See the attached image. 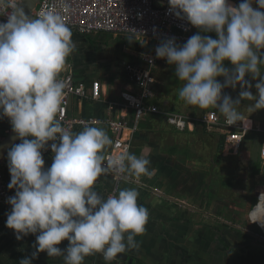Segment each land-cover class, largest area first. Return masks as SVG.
Here are the masks:
<instances>
[{
  "label": "clouds",
  "instance_id": "obj_1",
  "mask_svg": "<svg viewBox=\"0 0 264 264\" xmlns=\"http://www.w3.org/2000/svg\"><path fill=\"white\" fill-rule=\"evenodd\" d=\"M23 0H0V115L7 117L20 143L7 152L11 176L8 187L15 195L7 203L6 226L16 239L35 235V251L19 264H32L39 253L60 257L64 264H84L88 256L101 253L105 261L139 248L149 220L148 209L138 204L136 188L114 190L107 198L94 190L98 179L114 174L151 178L150 160L130 153L115 154L104 128L86 125L74 133L58 118L66 97L60 79L76 51L72 30L55 11L30 17ZM169 10L199 31L178 45L175 38L162 41L156 58L175 66L183 81L179 98L201 109H217L229 126L249 125L239 110L241 100H254L253 113L264 109V0H168ZM257 5L258 7H254ZM214 32L217 38L204 35ZM134 36L129 37V41ZM229 61L233 68L225 67ZM258 79L254 87L246 75ZM223 77V83L217 78ZM240 85L235 100L225 88ZM31 137V139H29ZM50 144L54 153L45 168L42 153ZM251 223L264 227V203L258 200L250 213ZM69 242L66 249L57 245Z\"/></svg>",
  "mask_w": 264,
  "mask_h": 264
},
{
  "label": "crops",
  "instance_id": "obj_2",
  "mask_svg": "<svg viewBox=\"0 0 264 264\" xmlns=\"http://www.w3.org/2000/svg\"><path fill=\"white\" fill-rule=\"evenodd\" d=\"M229 2L236 6L235 4L242 0ZM71 30L76 51L68 58L70 67L60 76L72 73L76 80L85 81L88 85L91 81L98 80L101 82V96L89 106L84 105V99L75 97L70 110L68 109L69 113L73 118H78L86 111L88 116L102 121L96 126L104 128L113 141L115 135L105 121H108L107 118L115 111L116 118L126 117L130 126L134 124L135 110L120 104L121 93L128 90L137 91V84L132 79L131 68L128 66L135 69L146 68L142 57L144 53L152 51V43L138 37L129 41L125 35L109 32L83 34L73 28ZM204 35L217 38L214 32ZM165 69L166 63H159L154 69L155 91L159 90L158 85H163L168 90L163 84ZM224 91L232 89L228 87ZM168 100L165 101L166 106L173 107L174 101L170 98ZM184 114L198 115L195 111ZM163 122L166 126H172L163 116L148 114L140 120L135 131L128 128L123 130V137L131 139L130 153L149 159L150 169L153 171L151 178H140L144 181L141 187L128 181L120 185V189L136 188L139 192L138 204L146 207L149 212L145 233L135 237L139 244L138 250L129 251L139 256L140 264H264V235L259 226H243L239 221L246 222L245 215L239 217L232 207L223 206L225 202L219 190L224 179L219 173L211 172V146L208 145V139L216 136L212 135V131H208L206 136L197 133V124H191L187 130L181 131L176 127L171 130L163 128ZM83 128L84 126H78L75 133ZM176 131L192 134L186 140L180 138ZM255 136L253 133L248 137H254L257 142L254 152L251 147H247V138L242 149L248 152L249 164L257 160L253 168L250 166L251 169H256L257 174L252 185L264 188V160L260 156L264 136L259 133ZM204 144H207L206 149ZM225 147L224 153L229 154V145ZM220 149L219 145L213 148L212 152L218 154ZM42 155L45 168L50 167L54 153L43 152ZM1 171L6 179L11 180L7 159ZM127 180L130 178L127 177ZM111 182L107 176H102L94 190L106 199L110 195ZM228 183L231 182L228 180ZM243 190H246L244 186ZM10 192L12 196L15 195V189H10ZM10 211L9 203L0 205V264H19L35 251V235L29 234L17 240L14 230L6 226L7 214ZM224 220L228 224H224ZM231 224L234 226H230ZM248 231L259 235L260 238H252L247 235ZM68 244L69 242L64 240L57 247L63 250ZM95 259V255L88 256L84 264H93ZM102 263L105 264L103 261ZM32 264H64V259L62 256L51 258L46 252H42L37 259L32 260Z\"/></svg>",
  "mask_w": 264,
  "mask_h": 264
},
{
  "label": "built area",
  "instance_id": "obj_3",
  "mask_svg": "<svg viewBox=\"0 0 264 264\" xmlns=\"http://www.w3.org/2000/svg\"><path fill=\"white\" fill-rule=\"evenodd\" d=\"M52 11L61 14L70 28L83 34L102 31L117 35H135L152 43V51L144 53L142 57L146 68L135 69L128 66L132 70V79L137 84V91L122 92L120 104L135 110L134 124L130 126L126 117L108 120L115 135L109 154H115L125 148L131 151V139L123 137V130L128 128L135 131L140 120L148 114L163 116L169 125L181 131L187 130L191 124L205 123L211 127V131L225 132L226 144L236 153L244 146L249 134H264V127L261 125L247 126L244 123H237L229 126L223 114L202 116L174 114L150 102L156 94L153 86L154 69L159 63H167L165 59L156 58L155 49L169 38H175L178 45H183L189 37L196 34L194 27L186 19L177 18L170 12L168 0H40L34 17ZM6 20L7 17H0V22ZM59 78L66 83L65 101L58 112L62 125L73 131L75 124L78 123L86 125L101 122L96 118L86 120L81 117H70L68 110L72 96L100 99L101 82L94 80L88 85L85 81L76 80L72 73H66ZM260 156L264 160V140L260 146ZM109 175L117 180L124 178ZM9 193L11 192L8 190V183L0 172V203L7 202Z\"/></svg>",
  "mask_w": 264,
  "mask_h": 264
},
{
  "label": "flooded vegetation",
  "instance_id": "obj_4",
  "mask_svg": "<svg viewBox=\"0 0 264 264\" xmlns=\"http://www.w3.org/2000/svg\"><path fill=\"white\" fill-rule=\"evenodd\" d=\"M6 132L7 131H3L2 135L5 136L4 134ZM212 135L217 137L219 143L221 142L224 136V139L222 141L223 143H220L219 145L226 144L225 132L222 133L221 131H214L212 132ZM2 139L3 138H0V141ZM225 149L226 147L221 148L220 149L221 151L219 150L218 154H215V152L214 153L212 152L213 147H210V151H211L210 155L212 156L211 172L212 174L219 173L220 177L224 179L222 181V184L220 185V190H219L221 193V198L225 202L223 203V206L225 205L227 207L228 206L232 207L236 212L235 214L239 217L245 215L246 222L239 221V223L247 227L250 224H255L256 226L258 225L264 235V227H261L257 223H251L252 218L249 215L252 207H255L257 205L259 199L261 203H264V188L255 187L254 185H252L253 184L252 182L254 181V178L257 174L255 172L256 169H251L250 166L253 168L254 165L257 163L256 162L257 160L253 162L251 161L249 164L250 158L249 155L247 154L248 152L246 153L242 148L236 154H225L224 153ZM3 177L6 181V177L4 176V174ZM228 180L231 183H228ZM243 186L245 187L246 190H243ZM224 221L221 222L223 223ZM224 224H228V223L225 221ZM230 226H234V225L231 224ZM238 229L243 231L242 228H238ZM247 235L251 236L252 238L254 236L255 239L260 238L259 235H256L255 233L249 231L247 232Z\"/></svg>",
  "mask_w": 264,
  "mask_h": 264
},
{
  "label": "water",
  "instance_id": "obj_5",
  "mask_svg": "<svg viewBox=\"0 0 264 264\" xmlns=\"http://www.w3.org/2000/svg\"><path fill=\"white\" fill-rule=\"evenodd\" d=\"M39 2H40V0H23V3H22L21 6L23 7V9H24V11H25V13L27 15H29L30 17L33 15V17H34V13L36 11V8H37ZM194 30H195V33H197L199 31L195 27H194ZM131 36H134V39H136L135 35H125V38L129 39V37H131ZM131 77H132V70H131ZM93 81H91V82H93ZM80 99H84V105L85 106H89L90 103H94L96 101V100H93V99H90V98H80ZM73 100H74V97L72 96L71 100H70V103H69V107H70L71 102ZM69 110H70V108H69ZM113 110H116V109L113 108ZM84 112H85V114H84ZM112 112L114 114L111 115V117L109 116L107 118V120H109V118H111V119H115L116 118V115H115L116 112L115 111H112ZM86 113H87L86 111H83V113L79 117H81L83 119H86V120H89L90 118H92L91 116H88ZM69 116L73 117V116L70 115V113H69ZM101 122H99V123H90V124H86V125H94V126H96L97 124H100ZM105 122H106V124L109 125L108 121H105ZM86 125L80 124V123L75 124L74 129H73L72 132L75 133V130H76V128L78 126L82 127V126H86ZM110 129H111V127H110ZM3 131H7L4 134L5 136L2 135ZM112 133H113V130H112ZM0 138H3L0 141V172L2 173L1 169H2L3 164L5 163V160L7 159L8 150L11 148L12 145L18 144V143L21 142L20 139L17 137V134L13 132L12 126H11V123H10L9 119L7 117H4L3 115H0ZM29 139H31V137H29ZM51 143L52 142H49V146H48L47 150L44 151V152H50L51 151V148H50V144ZM225 146H226V144H221L220 148H225ZM110 149H111V147L108 148V151ZM228 152H229V154H234V149L232 147H230ZM106 176H107V178H109L112 181L111 185L109 186V194L110 195L114 193V190L120 189V185L122 183H125L126 181H128L132 185H136L137 187H141V185L144 184V181H142L140 179L136 180V178L133 177V176H128L130 178V180H127L125 178H123L122 180H117V179H115L114 177H112L110 175H106ZM6 181L8 182V185H9L10 180L6 179ZM149 188H151V187H149ZM148 190L151 191L150 189H148ZM9 192H10V188H9ZM9 197H11V193H9ZM1 204L2 203H0V205ZM95 257H96V259L93 260V264H103L102 261L105 264H140V261H139V258H138L139 256L135 255L134 253H132L130 251H126L123 254H118V258H116V259H114L112 261H105L103 255L101 253L95 254Z\"/></svg>",
  "mask_w": 264,
  "mask_h": 264
},
{
  "label": "trees",
  "instance_id": "obj_6",
  "mask_svg": "<svg viewBox=\"0 0 264 264\" xmlns=\"http://www.w3.org/2000/svg\"><path fill=\"white\" fill-rule=\"evenodd\" d=\"M239 3H241V2H238L235 5L238 6ZM254 7H257V5H254ZM166 65H167L166 67H170L171 66V65L168 66V63H166ZM172 66H173V73L174 74L171 75V76H175V66L174 65H172ZM225 67H227L229 70H231L233 68V65H231V63L229 61H225ZM157 69H160V68H157ZM156 71L157 70H155V72ZM260 73H261V75H264V65H260ZM154 75L158 76L157 73L156 74L154 73ZM217 79L221 83H223V80H224L223 77H218ZM163 80H165V79L163 78ZM175 80H176L177 84L180 81L177 77H176ZM245 80L252 84V89L254 91V94L256 95V89H255L254 85H255V83L258 82V79H253L252 76L249 74V75H246ZM168 81H169V87H170V84H173L174 81H171L170 78H169ZM163 88H164L163 85H158V89L159 90L156 89L155 92L157 94L150 100V102L157 104L162 109H165V110H168L170 112H173V111H175V107L168 108L166 106V102H165L166 100L169 99V93H168L169 90H166L165 88L164 89ZM231 89H232V91H224L223 90L224 91L223 93H228L227 95L231 96L233 98V100H235V99H237L239 97L240 92L237 91V90L241 91V87H240V85H237L235 89H233V88H231ZM165 90L167 91V93H166ZM168 102H170V101L168 100ZM254 103H255L254 100H247V99L246 100H241V104H240L239 110L241 111L245 121L248 118V120L250 122L248 126H250V125H261L262 126V125H264V116L262 114V109L257 110L258 112H253V113L250 111V106L253 105ZM191 107H195V109H196V111L198 113V116L207 115V114H209V115L222 114V113H219V111L217 109H213V108L211 110V108H209V109H201L198 106H191ZM158 116H161V115H158ZM197 125L198 126H197V129L195 131H197V133H199L201 135H205L206 136V135H208V131H211V129H210L211 127H209V125H207L205 123H201L200 122ZM212 132H214V131H212ZM190 134H192V133H190ZM249 135H251V134H249ZM249 135H248V137H249ZM263 136H264V134L262 133V137ZM211 137L213 138V136H211ZM248 137H247V139H248ZM223 139H224V136H223V138H222L220 143H223L222 142Z\"/></svg>",
  "mask_w": 264,
  "mask_h": 264
},
{
  "label": "rangeland",
  "instance_id": "obj_7",
  "mask_svg": "<svg viewBox=\"0 0 264 264\" xmlns=\"http://www.w3.org/2000/svg\"><path fill=\"white\" fill-rule=\"evenodd\" d=\"M233 5V4H232ZM167 66V65H166ZM168 66H169V64H168ZM174 73H173V66L171 65L170 67H166V69H165V75H164V79H165V83L163 82V84L166 86V88H168V90H169V98L172 100V101H174V104H173V107H175V111H173V113L174 114H184V113H190V112H197L196 111V109H195V107H191L192 105H188V104H186L183 100H181L180 98H179V90L183 87V84H184V82L183 81H177L178 82V84L176 83V76H171V75H173ZM169 78L171 79V81H174V83L173 84H170V87H169ZM159 80V79H158ZM161 80V82L163 81L162 79H160ZM159 80V81H160ZM170 81V82H171ZM177 86V87H176ZM176 87V88H175ZM237 91H239L240 92V90H237ZM250 91L252 92V94L253 95H255L254 94V91H253V89L251 88L250 89ZM211 110H212V108H211ZM255 112H258V111H255ZM220 113V112H219ZM262 114H263V116H264V109H262ZM185 115V114H184ZM193 116H195V115H193ZM164 123V122H163ZM161 126L163 127V128H169L170 130L171 129H173L174 128V126H166L165 125V123L164 124H161ZM263 127H264V125H262ZM173 127V128H172ZM175 129V128H174ZM174 131V130H173ZM176 133H177V135L180 137V138H183V139H189L190 138V136H191V134H190V132H179V131H176ZM254 137H256L255 136V134H254ZM254 137H250V138H248L249 139V142L247 143V147H251V149H252V152H254V150H255V147H257V142H255V138ZM257 139H259V137H257ZM262 140H264V139H262ZM218 140H217V137H213V138H210V139H208V142H209V144L208 145H210L211 147H213V148H216L217 146H219V143L217 142ZM260 142V141H259ZM206 145L207 144H204L203 145V147L206 149Z\"/></svg>",
  "mask_w": 264,
  "mask_h": 264
},
{
  "label": "bare ground",
  "instance_id": "obj_8",
  "mask_svg": "<svg viewBox=\"0 0 264 264\" xmlns=\"http://www.w3.org/2000/svg\"><path fill=\"white\" fill-rule=\"evenodd\" d=\"M231 3V2H230Z\"/></svg>",
  "mask_w": 264,
  "mask_h": 264
}]
</instances>
